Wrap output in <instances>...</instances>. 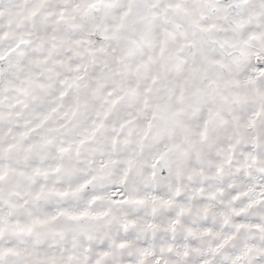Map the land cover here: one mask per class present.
I'll use <instances>...</instances> for the list:
<instances>
[{
	"label": "snow or ice",
	"instance_id": "1",
	"mask_svg": "<svg viewBox=\"0 0 264 264\" xmlns=\"http://www.w3.org/2000/svg\"><path fill=\"white\" fill-rule=\"evenodd\" d=\"M0 264H264V0H0Z\"/></svg>",
	"mask_w": 264,
	"mask_h": 264
}]
</instances>
